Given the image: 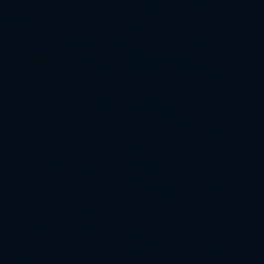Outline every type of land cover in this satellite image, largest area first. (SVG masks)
<instances>
[{
	"label": "water",
	"instance_id": "water-1",
	"mask_svg": "<svg viewBox=\"0 0 264 264\" xmlns=\"http://www.w3.org/2000/svg\"><path fill=\"white\" fill-rule=\"evenodd\" d=\"M0 264H264V0H77L0 193Z\"/></svg>",
	"mask_w": 264,
	"mask_h": 264
}]
</instances>
